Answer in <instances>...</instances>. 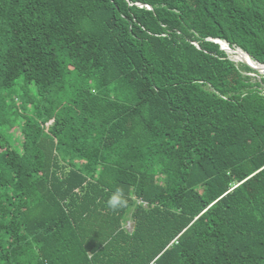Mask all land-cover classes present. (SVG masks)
Listing matches in <instances>:
<instances>
[{"label": "trees", "instance_id": "1", "mask_svg": "<svg viewBox=\"0 0 264 264\" xmlns=\"http://www.w3.org/2000/svg\"><path fill=\"white\" fill-rule=\"evenodd\" d=\"M218 42L264 66V0H0V264H264V75Z\"/></svg>", "mask_w": 264, "mask_h": 264}, {"label": "clouds", "instance_id": "2", "mask_svg": "<svg viewBox=\"0 0 264 264\" xmlns=\"http://www.w3.org/2000/svg\"><path fill=\"white\" fill-rule=\"evenodd\" d=\"M127 206V199L125 198L122 189L117 188L108 198L107 207L112 211H118Z\"/></svg>", "mask_w": 264, "mask_h": 264}, {"label": "rangeland", "instance_id": "3", "mask_svg": "<svg viewBox=\"0 0 264 264\" xmlns=\"http://www.w3.org/2000/svg\"><path fill=\"white\" fill-rule=\"evenodd\" d=\"M225 48H227L229 51L227 52L231 58L232 61H234L235 63H240L242 61V58L245 56L244 54L242 53H235L234 50L230 49L227 45H225ZM239 55V57H237L236 55ZM241 59V60H238V59ZM257 66V64H256ZM256 68H258V72L261 74V75H264V70L261 69V67L258 65ZM127 229L131 230L132 229V224L129 223L128 226H127Z\"/></svg>", "mask_w": 264, "mask_h": 264}, {"label": "water", "instance_id": "4", "mask_svg": "<svg viewBox=\"0 0 264 264\" xmlns=\"http://www.w3.org/2000/svg\"><path fill=\"white\" fill-rule=\"evenodd\" d=\"M221 46H222V42H218ZM226 44V43H225ZM227 45V44H226ZM228 46V45H227ZM229 47V46H228ZM222 49L224 50V51H226V52H228L229 50L227 49V48H224L223 46H222ZM241 52L242 54H244V55H246L250 60H251V58L247 55V54H245L244 52H242L241 50H237V52ZM252 61V60H251ZM242 63H244V64H246V65H248L249 67H251L252 69H255V70H259L258 68H256V67H254L253 65H251L249 62H247V60H242L241 61ZM253 62V61H252ZM254 63V62H253ZM262 67V70H264V66H261Z\"/></svg>", "mask_w": 264, "mask_h": 264}, {"label": "bare ground", "instance_id": "5", "mask_svg": "<svg viewBox=\"0 0 264 264\" xmlns=\"http://www.w3.org/2000/svg\"><path fill=\"white\" fill-rule=\"evenodd\" d=\"M223 44H225V43H223ZM235 53H238L237 51H234ZM239 53H241L240 51H239ZM236 55V54H235ZM237 57H239V55H236ZM238 59V58H237ZM238 60H241V59H238ZM242 60H247V62H249L251 65H253L254 67H257L256 66V63H253L246 55L242 58ZM261 67V66H260ZM261 69H262V67H261Z\"/></svg>", "mask_w": 264, "mask_h": 264}]
</instances>
